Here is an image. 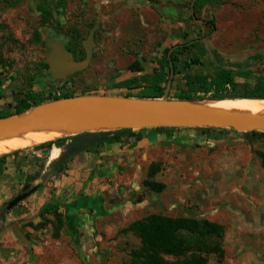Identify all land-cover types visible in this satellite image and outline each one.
<instances>
[{"label": "rangeland", "instance_id": "1", "mask_svg": "<svg viewBox=\"0 0 264 264\" xmlns=\"http://www.w3.org/2000/svg\"><path fill=\"white\" fill-rule=\"evenodd\" d=\"M194 1L63 0L60 5L59 0H0V114L14 112L20 101L29 102V96L37 93L46 97L96 91L107 94L113 91L108 94L112 96L136 95L146 86L145 78L154 75L167 48L172 50L204 31L213 34L207 42L196 46L204 54L202 65L175 73L169 96L178 88L187 87L190 78L214 74L216 64L243 65V70L264 78V0H217L218 3L205 4L202 9L194 8ZM42 8H49L52 15L48 17ZM208 19L214 22L212 31L204 25ZM97 24L90 66L64 81L52 80L49 66L52 50L47 32L68 37L69 52L81 59L86 55L83 42ZM255 56L260 60L249 65ZM198 94L213 105L234 101L211 102V93ZM147 131L154 132L148 145L151 157L142 160L137 158L138 153L106 156L81 153L76 160L80 169H73V161L63 173H57L51 166L61 156V148L54 147L51 151L28 149L35 145L24 148L25 153L15 162L11 159L5 175H0V208L21 194L26 185L31 188L37 185L38 190L10 210L14 215L7 228L0 220V238L12 240L14 247L22 243L13 228L17 225L30 240L54 243L59 237L62 239L67 235L64 208L85 196V184L91 179L106 177L110 188L104 189L102 195L103 210L116 204L121 208L95 222L93 237L97 248L92 257H102L103 264H129L130 251L140 245L139 238L126 230L130 224L154 213L204 219L212 209L193 202L196 195L200 198L197 190L208 186L214 192L211 198L219 199L227 192L230 173L243 176L246 172L233 169L231 162L251 161L253 173L262 164L257 154L264 153V135H247L232 129ZM137 142L133 139L126 145L132 149ZM85 162L89 165L85 166ZM153 163L159 165L154 180L169 183L170 188L161 193L144 185ZM37 172H41L40 178L29 180ZM120 180L118 190L111 191L114 188L111 186ZM253 191L260 192L263 188ZM229 240L230 237L227 243ZM228 261L225 263L230 264ZM209 264L219 263L213 259Z\"/></svg>", "mask_w": 264, "mask_h": 264}, {"label": "trees", "instance_id": "2", "mask_svg": "<svg viewBox=\"0 0 264 264\" xmlns=\"http://www.w3.org/2000/svg\"><path fill=\"white\" fill-rule=\"evenodd\" d=\"M61 3L63 4V0H59L60 5ZM216 3H218L217 0H195L194 8L202 9L205 4ZM42 12L48 14V17L52 15L49 8H42ZM204 25L210 31L214 30L213 21L209 19L205 20ZM170 50L167 48L164 55L158 60V68L154 75L145 78L146 86H143L138 94L121 96L130 98H162L166 92L171 75V61L174 63L176 74L182 71H191L193 66L202 65L201 57L204 55L203 51H197L195 45L183 43V45L175 46L172 52ZM259 60L260 58L255 56L249 60V65H256ZM216 66L217 70L214 74L195 76L194 79L190 78L187 87L178 88L173 96L170 95V98L186 101H204L206 98L198 94L200 91H203L204 94L211 93L210 101L234 100L225 102H256L264 100V78L253 76L250 70H243V65L226 66L216 64ZM1 83L2 80L0 78ZM90 94L97 93L90 92L81 95ZM72 96L76 95L71 93H55L46 97L38 93L32 94L29 96V102L27 100L20 101L14 112H4L0 114V118L13 114H21L39 104ZM149 129L161 133L182 128L160 127ZM149 129L84 132L63 136L54 140L45 139L21 149H8L0 153V175H5L11 159L15 162L27 150L24 148L33 145L35 146L28 149L51 151L54 147L61 148V156L57 160L52 161L51 166L57 173H63L68 169L67 164L72 163L81 153L98 154L102 145L120 143L124 137L140 141L143 132ZM195 129L201 131L217 130L216 128ZM245 134L264 135V133L258 131L247 132ZM257 155L261 158L262 165L264 166V153H258ZM28 158V156H25V159ZM158 172L159 165L153 163L150 167L149 178L144 181V185L154 192L161 193L165 190L166 186L154 180ZM40 173L37 172L29 180L39 179ZM10 201L0 208V220L2 221L6 218V214L10 212L8 210ZM58 220L63 223L60 216H58ZM126 230L133 232L140 240L139 247L130 251L129 264H209L213 259L222 264L225 261V226L207 219L186 216L173 217L166 214L154 213L134 221ZM57 237H59V234Z\"/></svg>", "mask_w": 264, "mask_h": 264}, {"label": "crops", "instance_id": "3", "mask_svg": "<svg viewBox=\"0 0 264 264\" xmlns=\"http://www.w3.org/2000/svg\"><path fill=\"white\" fill-rule=\"evenodd\" d=\"M107 92H109L108 94H112L110 92L113 91ZM93 93L108 95L99 91ZM152 133L154 132H145L142 139L134 144L132 149H129L130 145H126V143L133 141V139L124 137L120 143L102 145L98 154L106 156L117 155L118 153H122L121 155H134L138 153L137 158L142 160L147 159L148 155L150 157L152 155L148 149ZM78 157L73 162L75 165L73 167L74 170L80 169L76 161ZM80 165L83 164L80 163ZM87 165L89 164L85 162V166ZM230 165H233V169L246 170L245 174L243 176H233V173H230L231 179L227 192L221 194V198L212 199L213 190L205 186L204 190L199 189L195 192L199 194L200 198L198 199V195H196L193 202L210 206L209 209L212 210L204 219L225 226L224 249L225 260L228 259V263L264 264V166L261 164V166L255 167L256 171L253 173L251 161H235L231 162ZM235 174L238 173L235 171ZM103 181L106 183H103ZM120 183L121 180L111 186L114 187L111 191L118 190V187L121 186ZM162 183L166 186L165 190L170 188L167 185L169 184L168 182L162 181ZM85 185V196L78 200L76 199L72 204L64 208L67 222V235L64 236L65 234L63 235L62 233L64 238L59 239V237L54 243L52 241H45L43 243L27 238L26 241H22V243L15 247L10 243L12 240L7 242V240L0 238V264H103L102 257H92V253L97 248V243L93 237L95 222L99 218L118 212L121 206L116 204L103 210L105 199L102 195L104 189L109 190L110 188L106 177L93 178ZM184 188L185 186H182V189ZM258 188L259 190L263 188V191H253ZM222 210H225L227 213L222 214ZM11 215L14 214L10 211L4 219L6 228L9 223L8 221L12 220L10 218ZM5 232L9 233L8 231ZM228 237H230V240L227 243ZM229 249L231 253L227 254ZM222 264H227V262L225 263L224 261Z\"/></svg>", "mask_w": 264, "mask_h": 264}, {"label": "water", "instance_id": "4", "mask_svg": "<svg viewBox=\"0 0 264 264\" xmlns=\"http://www.w3.org/2000/svg\"><path fill=\"white\" fill-rule=\"evenodd\" d=\"M98 28L99 25H95L83 42L86 55L82 60H76L68 51V37H57L53 32H47V42L52 50L49 57L52 80L64 81L90 66L96 47L95 33ZM174 49L175 47L171 52ZM174 75L175 71L171 62V76L162 98H130L102 94L76 95L45 102L21 114L0 118V138L15 135L38 125L58 126L70 121L75 123L82 121L84 125L64 136L84 132L160 127L232 129L246 133L264 132V117L210 107L207 105L210 102L170 98L169 93ZM87 122H93L94 125H88ZM37 189V186L31 188V185H26L22 193L10 201L8 210L13 209ZM13 228L23 241L27 240L17 225H13Z\"/></svg>", "mask_w": 264, "mask_h": 264}, {"label": "bare ground", "instance_id": "5", "mask_svg": "<svg viewBox=\"0 0 264 264\" xmlns=\"http://www.w3.org/2000/svg\"><path fill=\"white\" fill-rule=\"evenodd\" d=\"M241 100V99H240ZM210 107L222 108L230 111L239 112L244 115L253 114L264 117V100L256 102H237L226 103L222 105L207 104ZM88 125H94L93 122H87ZM84 125V122L70 121L65 125L50 126V125H38L29 130L21 131L15 135L6 136L0 138V153L8 149H21L27 145L45 140L56 139L58 137L69 134L75 129Z\"/></svg>", "mask_w": 264, "mask_h": 264}, {"label": "flooded vegetation", "instance_id": "6", "mask_svg": "<svg viewBox=\"0 0 264 264\" xmlns=\"http://www.w3.org/2000/svg\"><path fill=\"white\" fill-rule=\"evenodd\" d=\"M213 33H206V31L203 32V34L196 36L193 39L187 40L184 43H190L191 45H195V46H201L202 44H204L205 42H207L211 37H212ZM183 45V44H182ZM68 51L71 50L69 49V47H67ZM77 60H81L79 58H75Z\"/></svg>", "mask_w": 264, "mask_h": 264}, {"label": "built area", "instance_id": "7", "mask_svg": "<svg viewBox=\"0 0 264 264\" xmlns=\"http://www.w3.org/2000/svg\"><path fill=\"white\" fill-rule=\"evenodd\" d=\"M197 174H199V173H197Z\"/></svg>", "mask_w": 264, "mask_h": 264}]
</instances>
